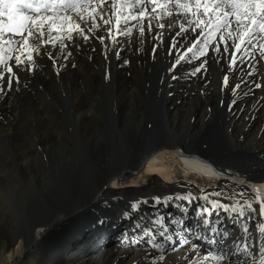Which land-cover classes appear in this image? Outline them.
Segmentation results:
<instances>
[{
  "label": "bare ground",
  "instance_id": "obj_1",
  "mask_svg": "<svg viewBox=\"0 0 264 264\" xmlns=\"http://www.w3.org/2000/svg\"><path fill=\"white\" fill-rule=\"evenodd\" d=\"M175 19L178 18L175 17ZM171 20L172 17H165L162 23L167 24ZM172 31L173 36L179 31V26L177 25ZM101 33L102 30L98 31L96 35L98 36ZM146 36L149 35L146 34ZM120 40L124 48L121 51L119 60L115 58L114 52H111L108 61L105 62L104 57L101 55V49L98 47L99 42L93 37L87 45L81 43L79 53L72 49L76 59L65 62V67L61 68L65 74L58 75V79L69 81V83L82 81V86L71 87L75 98L73 105H76L74 114L78 109H80L78 111H82L76 112L74 120L76 118V120L97 123L100 130L103 129L106 133H109L107 139L103 142L108 146V150L106 151L102 174L98 176V180L86 189L85 186L79 187L80 197L68 208L58 209L52 206L47 212L36 211L32 213L33 211H31V213L26 212L27 215L23 211L24 215L21 214L23 217L20 226L18 225L17 230L12 231L11 234L7 232L4 226L0 225V239L3 238V241H5L3 252H6L5 249L10 250L7 251L8 253L6 252L5 260L8 261L13 253L18 254L21 248L27 249L29 247L43 260L41 264H104L106 260L112 261L114 264H149V260L145 258L144 247L121 243L122 233L126 229H131L133 221L138 218L126 220L121 218V212L129 209L130 202L145 196L186 191L189 186L197 194L199 193L196 188L198 191L204 189L207 192L224 188L229 193L243 192L247 199L254 200L256 195H260L264 199V173L255 171L256 169L253 168V170L250 169V167L255 166L263 167L264 163L260 162L259 165H253L243 161L240 157L241 152L246 147L254 150L259 146H264V99H262L264 88L261 91L258 89V92L254 94L255 99H260L257 100L256 105L254 104L255 99H251L250 102L244 93L235 94L231 91L228 92V90V93H225L221 90V83L224 72L227 71V61L220 58L221 62L217 64L211 57H209L206 66L207 71L203 73V77L201 74H197V77L194 78H180L172 81L171 75L183 77L184 73L190 67H195L199 61L193 65H179L173 73L169 74L167 69L172 61L168 66L163 63L158 55L159 50L154 55L151 52L152 61H146L148 54H146V51L144 52L143 47L137 53L129 55L132 40L127 42V38L124 37ZM92 48H95V52L91 51ZM41 54L45 59L43 49ZM42 57L41 55L34 57L37 65L43 61ZM125 59H128L127 65L123 63ZM46 61L49 62V60ZM252 63L256 65V75H261V71L264 69V61ZM73 64H75V67H73ZM157 65L164 67V69L161 70ZM246 65L247 62L238 64L236 70L230 72L229 75L233 77L235 74L237 81L244 78H247L246 82L258 79L257 77H247V73L252 69ZM105 73H107V79ZM164 81H166V88L161 91V82ZM259 81H264V76H260ZM205 83H207V86H203ZM87 84H91L90 87H84ZM111 85L113 86L112 93L110 92ZM102 92L108 94L113 101L118 103L116 107H113L114 112L112 114V109H108L109 105H106L108 102L102 100L105 109L102 110L104 111H100V108L95 104L96 97L100 96L98 94ZM169 93L172 94L169 95ZM2 96L4 95L2 94ZM76 99L80 100L82 104L80 105ZM233 99L237 103L233 105L230 111L228 104ZM182 107L183 109L187 107L191 109L187 112L192 115L187 117L188 125L186 126H183L182 121L177 117L178 115L176 116L177 109ZM123 108L134 109L130 113H126ZM241 109L243 110L241 111ZM86 110L90 112L87 113ZM118 111L124 112L127 116H133V118L130 121L120 122L122 123L120 127L112 126L111 116ZM253 116H255V119H252ZM55 119L59 121V118ZM10 120L11 118L7 121ZM12 124H16V122ZM12 124L9 127L6 125V129L3 130L6 135L16 133ZM64 133H66V130ZM46 136V133L40 136L39 144L42 143L43 146L47 144ZM56 136L58 137V135ZM48 145H50L49 148L52 146L49 143ZM25 170L31 169L26 167ZM70 172L72 173V171ZM42 174L41 171L37 174L33 173L31 179L27 178L28 183L37 181L36 183L43 186L50 185L51 180L48 184H45ZM56 174L60 177L49 178H55L56 182L61 185V182H64L61 174L67 179V173L58 171ZM102 177L103 179H101ZM45 179L48 180V178ZM167 183L174 185L167 187ZM178 183L180 187L177 186ZM114 196L119 198L117 207L112 206V209L104 212L100 210L99 206L97 208L93 207L97 205L95 202L98 199L104 205L106 199L114 198ZM194 207L195 205H193V209ZM93 210L102 212L99 219H94ZM152 211L151 208L142 206L140 214ZM162 211L176 212L171 206L162 209ZM221 216L224 217L221 227L227 229L229 233L227 237H239L241 233L236 225L225 214L221 213ZM189 217H192L191 211ZM189 219L186 221L187 225L195 226L197 224L194 218L192 223H189ZM99 221H103V223L97 226ZM145 224H147V221H145ZM196 235H199V232ZM252 238L255 239V234ZM192 242L202 243L195 236L190 237L189 245L182 247L175 253H166L164 260L166 262L163 263V261L161 264H183L181 258ZM125 244L129 245L131 249L125 248ZM43 245L46 246L45 249H43ZM61 245L62 248L60 249ZM118 248H120V252H116ZM229 248L233 249L234 252ZM226 250L232 257L237 256L231 245L227 246ZM252 251L258 253L259 249L253 248ZM154 254L159 255V253ZM203 254L202 249L201 255ZM126 257H129L127 262L124 261ZM95 258L99 259V263L94 261ZM256 258L259 259L260 256L257 255ZM208 264H211V262H208Z\"/></svg>",
  "mask_w": 264,
  "mask_h": 264
},
{
  "label": "snow or ice",
  "instance_id": "obj_2",
  "mask_svg": "<svg viewBox=\"0 0 264 264\" xmlns=\"http://www.w3.org/2000/svg\"><path fill=\"white\" fill-rule=\"evenodd\" d=\"M172 16L178 18L179 31L167 43V54L172 61L167 72L171 74L179 65H193L199 61L183 77L171 75L172 81L194 78L197 74L203 77L210 56L217 64L220 58L227 61L222 91L230 87L231 92L236 93L246 83L247 78H244L230 85L229 73L234 72L238 64L247 62L246 66L252 69L247 77H256L257 69L252 61H264V0H0V94L10 90L14 80L19 83L13 67L29 73L34 71L37 67L34 57H39L42 49L57 73L65 67L61 63L58 68L57 61L61 58L69 61L72 49L79 53L81 43L87 45L93 37L101 45L105 62L111 52L119 60L124 48L120 38H129L130 42L135 30L143 42L145 30L151 36L153 21H156L159 31L152 37L158 41L152 44L154 55L165 41V24L159 21ZM173 27L172 23L168 24L170 30ZM101 28L104 34L97 36ZM189 33L193 37L191 43L181 50V41L188 40ZM91 51L95 52V48ZM123 63L127 65L128 60ZM5 73L7 89L3 87ZM262 87L264 85L256 79L245 95H250L253 88ZM236 103L231 100L230 111ZM177 186L180 187L179 183ZM142 206L153 211L140 214L131 229L122 233L121 243L144 247L149 264H161L166 253H175L189 245L192 236L202 243H191L181 258L183 264H246L245 258L247 264H264V199L260 195L254 200L247 199L243 192L229 193L224 188L212 192L200 189L197 194L189 186L186 191L132 201L121 218L130 219L133 214L140 213ZM169 206L176 212L162 211ZM190 211L192 217H189ZM221 213L241 233L231 241L236 257L224 247L229 233L221 227L224 219ZM189 218H194L197 224L187 225ZM253 248H258L259 252L254 253Z\"/></svg>",
  "mask_w": 264,
  "mask_h": 264
},
{
  "label": "rangeland",
  "instance_id": "obj_3",
  "mask_svg": "<svg viewBox=\"0 0 264 264\" xmlns=\"http://www.w3.org/2000/svg\"><path fill=\"white\" fill-rule=\"evenodd\" d=\"M164 19H162L159 22L162 23ZM176 21L177 19H175V16H172V20L170 23L174 25L173 28H175L178 25ZM155 24H156V21H153V32L151 36L147 37L146 34L148 33H147V30H145V34L142 38L143 42H141L140 38H138V33L134 30L133 36L130 38L132 42H131V49L129 50V55L131 53H137V51L141 47H143L144 52L146 51V54H148V57H146V61H152V58H151L152 44L158 43V41L152 40V37L156 35L157 31H159L155 27ZM168 24L169 23L165 24V28L163 29L165 41L164 43L159 45V49H158L159 50L158 55L161 61L165 63L167 66L169 65L171 61V59L169 58L167 54V43L170 41L172 37V32H173L172 31L173 28L170 30L168 28ZM101 30H102L101 34H104L103 28ZM188 36H189L188 40L181 41V50H183L184 47L188 46L191 43V39L193 38L192 34L189 33ZM126 41L129 42V38H127ZM105 43L108 44L109 41H107L106 39ZM98 47L101 49L100 43ZM41 57H42V54H41ZM72 57L70 58V60L76 59L74 58V55H72ZM42 59L43 61L39 65H37V67H35L32 73H29L26 70L20 71L16 67H13V71L16 72L17 76H19V83L17 84L16 81L14 80L12 84V88L10 90H7V92L3 94L4 96L0 94V108H1L0 109V129L3 128L1 129L2 131L0 130V135H1L0 136L1 137L0 138V223H1L0 225L4 226L5 229H7V232H9L10 234L15 232L17 228L20 226L22 217L24 215V213H22L23 211L27 215V213L28 212L31 213V211H33L32 213L36 211L47 212L51 209L52 206L54 208L56 207L59 209L62 207L68 208L71 205H73L77 201V199L80 197L79 187L81 188L85 186V189H86L88 186H91V184L94 181L98 180L99 178L98 176L102 174V171H103L102 167L104 166L103 164H105L106 151L108 150V146L104 144L103 142L107 139L109 133H106L103 129L100 130V126L97 123L85 122V120H76V118L74 120V116L76 115V112L80 109L78 110L76 109L77 111L74 114V107L76 105H73V100L75 98L73 97L74 91L71 90V87L77 88L79 86H82L83 85L82 81H78V82L72 81L69 83V81L67 82V81L58 79V75H64L65 72L60 68L59 73H57L56 70L53 69L52 62L50 60L49 62L46 61L48 60L47 57L45 59L42 57ZM60 62L64 64L67 61H63L62 58L58 60L57 61L58 68H59V65L61 64ZM252 62H255V61H252ZM10 63H14V62H10ZM157 67H159L161 70L164 69V67H160L159 65H157ZM261 73H262L261 75H256L258 79L260 78V76H264V69L261 71ZM230 76L231 75H229V77ZM39 78L41 79V81ZM230 79H231V82H230L231 86H234L235 84L240 82V80H238L239 81L238 82L237 79H235V74L233 77L231 76ZM28 80L31 82H29ZM249 81L246 82L245 84H242L241 87L237 89L235 94H238L240 92V93H244L245 95V93H248L249 89L252 88V84H253V80H249ZM161 83H162L161 91H164V89L166 88V81L161 82ZM261 83L262 85H264V81H261ZM90 85L91 84H87V85H84V87H90ZM203 86H207V83H205ZM3 87L7 89V73H5V77L3 80ZM263 88L264 87H262L259 91H261ZM227 90L228 92L231 91L229 88L223 91L225 93H228ZM110 92L111 93L113 92L112 85L110 87ZM256 92H258V89L253 88L251 91V94L245 95V96L251 102V99L253 100L256 98L254 97L255 96L254 94ZM98 95L100 96H97L98 98L96 97L95 104L98 106V108H100V111L104 109L103 101L104 102L106 101L108 102L106 103V105L110 106V107L108 106V109L110 110L112 109L111 110L112 111L111 114H112L114 112L113 107H116L118 105L117 101H113L109 97L108 94H104L103 92L99 93ZM257 100L259 101L260 99L254 100L255 105L258 103ZM77 101L80 103V100H77ZM248 102H247V105H248ZM81 104L82 103H80V105ZM85 104H86V101H85ZM133 109L134 108H123V111L126 113H130L131 111H133ZM177 111L178 112L176 113V116L178 115L177 117L180 119V121H182V125L183 126L188 125L187 117H191L192 114L190 115L187 112L191 111V109L188 107L186 109H183L182 107V108H178ZM78 112H82V111H78ZM85 112L88 113L90 111L86 110ZM124 112L118 111L116 114L111 116L112 126L120 127L122 125V123L120 122L130 121L133 118V116H127L126 114H124ZM8 118L9 119L11 118V120L7 121L9 120ZM55 118H59V121L58 119H55ZM15 122L16 124H12ZM11 124L12 126H14L16 133H14L13 135H6L3 132V130L6 129L7 126L9 127ZM37 126L38 127L40 126V127L38 128ZM34 130H37V131H34ZM65 130H66V133H64ZM19 132L21 133L19 134ZM42 133L43 134L46 133L47 135L46 139L47 141L49 140L48 142L46 141L47 144L44 146L41 142H40L41 144H39L40 136L43 135ZM15 134L17 135V137ZM30 134L31 135L35 134V135L31 136ZM56 135H58V137ZM6 138L7 140H5ZM20 140H23V141H20ZM33 142H34V145H33ZM48 143L52 145L50 148H49L50 145H48ZM16 146L18 149L15 148ZM56 147H61V148H56ZM246 148H249L250 150H252L250 147H246ZM254 150H258V149H254ZM14 151H17V152H14ZM26 167L30 168L31 170L26 171L25 170ZM39 171L43 173L42 177L44 178L43 181L45 184H48L49 180H51L50 185L43 186V185L36 183L37 181L36 182L34 181L33 183L30 181V183H28L29 180L27 178L29 177V179H31V175L33 173L37 174L39 173ZM58 171H64L65 174L67 173L66 174L67 179L61 174L62 180L64 181V182H61V185H59V182H56L55 178H49V177H60L56 174ZM70 171H72V173ZM44 172L46 175L44 174ZM75 176H76V179H75ZM45 178H48V180ZM101 179H103V177ZM173 185L174 184L172 183H167V187H171ZM196 190L199 193L197 188ZM35 192L37 193L35 194ZM114 197L115 199L113 198L106 199L104 202V205L101 204L100 200L98 199L95 202L97 205L93 207L97 208V206H99L102 212L112 209L111 208L112 206L117 207L118 206L117 200L119 198L117 196H114ZM124 211L121 212V215L123 214ZM92 212L94 213V219H99L101 217L102 212H97V210H93ZM139 215L140 213L133 214L131 218H137ZM192 221H193V218H190L189 223H192ZM99 225H101L100 222L97 223V226ZM109 228H108V232H109ZM236 238L238 237L237 236H232L230 238L227 237L225 239L224 247L227 248V246H230L231 241ZM3 240H4L3 238L0 239V264H41L42 263L43 260L40 258V256L36 254L35 251H32V249L29 247L27 249L21 248L18 254L13 253V255L10 256V259L8 258L9 259L8 261L5 260L6 259L5 255H7L6 252L7 251L9 252L10 250L5 249L6 252H3V246L5 242ZM124 246L125 248L131 249L129 245L125 244ZM45 247L46 246H44L43 249H45ZM59 248L61 249L62 245ZM231 250L234 252L233 249ZM116 252H120V248H118ZM245 259L247 263V258ZM98 260H99L98 258H95L94 261L96 262ZM128 260H129V257H126L124 261L127 262ZM165 262L166 261H164L163 263ZM97 263H99V261ZM63 264H66V263H63ZM104 264H114V263H112V261L106 260Z\"/></svg>",
  "mask_w": 264,
  "mask_h": 264
},
{
  "label": "water",
  "instance_id": "obj_4",
  "mask_svg": "<svg viewBox=\"0 0 264 264\" xmlns=\"http://www.w3.org/2000/svg\"><path fill=\"white\" fill-rule=\"evenodd\" d=\"M260 148V149H258ZM257 149L258 150H250L249 148H245L241 152V159L247 163H251L253 165H257L260 162L264 163V146H259ZM259 165V164H258ZM263 167H250V166H245V167H250L251 170L256 169L255 171L262 172L264 173V164L262 165ZM253 168V169H252ZM262 181V180H260Z\"/></svg>",
  "mask_w": 264,
  "mask_h": 264
}]
</instances>
